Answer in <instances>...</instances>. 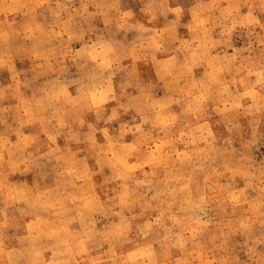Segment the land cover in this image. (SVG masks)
<instances>
[{
    "label": "clouds",
    "instance_id": "1",
    "mask_svg": "<svg viewBox=\"0 0 264 264\" xmlns=\"http://www.w3.org/2000/svg\"><path fill=\"white\" fill-rule=\"evenodd\" d=\"M0 264H264V0H0Z\"/></svg>",
    "mask_w": 264,
    "mask_h": 264
}]
</instances>
